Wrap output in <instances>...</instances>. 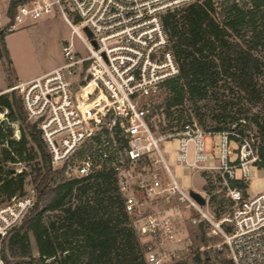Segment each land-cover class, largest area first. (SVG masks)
<instances>
[{"label":"built area","instance_id":"1","mask_svg":"<svg viewBox=\"0 0 264 264\" xmlns=\"http://www.w3.org/2000/svg\"><path fill=\"white\" fill-rule=\"evenodd\" d=\"M13 1L9 0L6 22L0 18V38L28 22L58 15L71 28V39L62 44L64 65L16 86L3 87L0 77V97L14 91L21 96L28 120L38 125L51 153L53 168L63 169L71 179L114 173L126 212L147 247L149 264L180 259L192 243L190 238L183 242L181 227L201 222L208 224L209 237L222 240L217 248L227 247L234 264H264V193L244 197L237 187H229L233 205L218 219L208 201L201 206L181 188L160 146L179 138V165L227 173L248 185L250 167L260 160L255 135L205 131L195 121L180 132L159 136L150 125L145 101L158 98L165 83L180 74L163 18L196 0H21L10 18ZM210 1L222 18L233 8L264 7V0ZM1 63L2 58L0 68ZM6 112L0 113V127H10L11 139L19 141L20 124L10 122ZM205 135L212 137L213 150L215 136L223 138V158L214 169L204 168ZM189 143L196 145L193 162L188 160ZM236 153L238 158L232 161ZM236 169L242 172L241 179ZM34 204V197L27 196L0 205V264H30L8 262L3 249Z\"/></svg>","mask_w":264,"mask_h":264},{"label":"trees","instance_id":"2","mask_svg":"<svg viewBox=\"0 0 264 264\" xmlns=\"http://www.w3.org/2000/svg\"><path fill=\"white\" fill-rule=\"evenodd\" d=\"M20 3L21 0L12 2L10 18L15 17ZM163 24L180 74L165 83V91L159 96L164 97V102L150 107L149 118L164 109L167 118L181 125L183 114L173 117L186 102H191L197 116H202L199 103L215 101L214 111L218 114L214 120L223 126L211 131L224 132L231 126L237 129L252 124L259 141L260 160L256 166L264 169V7L257 4L248 10L233 8L222 21L210 0H196L167 13ZM0 58L7 61L10 86H15L18 82L4 35L0 38ZM4 111H8L10 122H19L21 139L12 140L13 130L0 127V197H6L7 202L27 197L26 186H31L30 196L35 199L24 220L4 242L5 260L30 264H149L147 247L126 212L115 174L104 171L91 178H68L63 169L53 168L41 131L28 120L16 91L0 97V113ZM184 122L182 129L188 123ZM150 125L155 131L151 122ZM200 125L205 129L201 119ZM174 128L163 129V133L168 129L173 132ZM19 163L23 170L14 174L8 165ZM203 172L208 177L206 190L211 193L215 182L207 171ZM218 173L226 195L229 187H237L244 197L249 196L248 185L227 173ZM225 181L228 186L223 185ZM209 205L219 219L233 203L228 196L218 200L213 195ZM188 229L196 252L172 264H234L225 246L216 251L201 250L209 246L210 239L214 240L208 236L206 222L189 223ZM32 239L38 259L33 256ZM49 260L52 262L47 263Z\"/></svg>","mask_w":264,"mask_h":264},{"label":"rangeland","instance_id":"3","mask_svg":"<svg viewBox=\"0 0 264 264\" xmlns=\"http://www.w3.org/2000/svg\"><path fill=\"white\" fill-rule=\"evenodd\" d=\"M8 4L9 0H5L4 2L2 1L0 3V18H3L4 22H6L5 13L7 12V8L9 6ZM219 19L223 21L225 18L219 16ZM71 36V28L59 15L45 18L37 22H28L24 25L19 26L14 33L5 36V43L9 51L12 69L14 70V76L17 78L18 82L16 85L31 78L48 73L55 68L64 65L66 61L62 52V44L63 42L70 40ZM75 42L77 46L82 50L81 42L78 39H75ZM1 64L2 66L0 68V77L3 83V87H8L11 83L8 78L9 67L8 65H6L7 61L4 59L2 60ZM164 91L165 90H163V92ZM163 102L164 97H159L156 100L145 101V103L150 107L152 106V108L161 105ZM199 107L202 108V116H197L194 111L193 104L191 102H186L184 107L175 110L173 119H177L181 114H183V116L185 117L184 121H188V123H186L185 125H191L195 121L200 125L201 119L205 124V129L202 127V129L205 131H211L216 127L223 126V124L221 125L218 120H214V117L218 114L217 111H214V108L216 109L215 101L207 100L200 102ZM152 112L153 111H151V113ZM3 113L5 114L7 112L4 111ZM165 113L166 112L164 111V109H161L160 112H156L151 117L150 121L155 128V133L159 136L163 135V129L171 126H175L173 132H171L172 129H168L166 130V134L180 132L182 130V128L180 127H182L185 122L183 121L181 125H178L177 121L172 122V120L167 118ZM6 115L8 116V114ZM244 125L238 127L237 129H235V126H231V129L229 131H243V133L246 135L251 133L256 137V128L250 123ZM184 127L185 126H183V128ZM214 140L216 143V147L213 150L212 137L205 135V154L207 155V160L204 168L206 169L216 168L217 161L223 158V138L220 135H217L215 136ZM256 143L257 147L259 148L258 139L256 140ZM230 145L234 148V150L238 149L236 143L231 142ZM160 146L170 167L173 177L177 180L183 190L188 193H190L191 191L201 193L208 202L213 195H217L218 200L226 199L227 195L225 194V190L223 189L224 186H221L219 182L218 171H214L212 173L208 172L211 175L212 180L215 182V188L210 193L208 190H206V187H208V177L204 174V172H200V170H192L177 163V152L182 148L181 139L174 138L164 140L160 143ZM195 152L196 145L193 143H189L188 160L190 162H193L196 159ZM237 158L238 155L236 153L232 161H235ZM8 167L12 169V171H16L14 174H18L23 170V165L9 164ZM235 174L238 179H241L242 172L239 169H236ZM32 189L33 188L31 186H26V193L28 196L33 195ZM261 193H264V169H259L257 166H251L250 179L248 183V195L250 197H254ZM5 203H7L6 197H0V205H3ZM208 209L214 215L211 205H209ZM229 211L230 210L228 209V211H226L225 213L227 214ZM188 224L181 227V237L184 243L188 241V238L191 239ZM143 241L144 240H142V242ZM221 243L222 240L220 238L214 240L210 239L209 246L203 247L201 248V250L216 251L218 249L217 245ZM31 246L33 249L34 258L38 259L39 253L33 239L31 240ZM196 248V246L193 248L191 243L190 246H188V250L183 252L181 258L187 259L193 257L196 252ZM172 263L173 260L166 262V264Z\"/></svg>","mask_w":264,"mask_h":264},{"label":"water","instance_id":"4","mask_svg":"<svg viewBox=\"0 0 264 264\" xmlns=\"http://www.w3.org/2000/svg\"><path fill=\"white\" fill-rule=\"evenodd\" d=\"M88 31V30H87ZM89 36H91V33L88 31ZM16 171H13V173H15ZM191 197L201 206H206L207 205V199L198 192L195 191H191L190 192Z\"/></svg>","mask_w":264,"mask_h":264},{"label":"crops","instance_id":"5","mask_svg":"<svg viewBox=\"0 0 264 264\" xmlns=\"http://www.w3.org/2000/svg\"><path fill=\"white\" fill-rule=\"evenodd\" d=\"M58 68V67H57ZM57 68H55V69H57ZM54 69V70H55ZM53 71V70H52ZM51 72V71H50ZM49 73V72H48ZM45 74H47V73H45ZM45 74H43V75H45ZM43 75H40V76H37V77H34V78H31V79H29V80H27V81H24V82H28V81H30V80H33V79H35V78H38V77H41V76H43ZM24 82H21V83H24Z\"/></svg>","mask_w":264,"mask_h":264}]
</instances>
